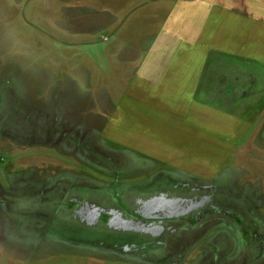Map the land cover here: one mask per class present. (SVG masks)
Returning <instances> with one entry per match:
<instances>
[{"label":"rangeland","instance_id":"374dc122","mask_svg":"<svg viewBox=\"0 0 264 264\" xmlns=\"http://www.w3.org/2000/svg\"><path fill=\"white\" fill-rule=\"evenodd\" d=\"M232 58L249 68L221 66ZM74 186L149 219L167 194L213 191L248 217L164 244L140 220L120 238L15 209H54L43 196ZM252 262L264 264V0H0V264Z\"/></svg>","mask_w":264,"mask_h":264},{"label":"flooded vegetation","instance_id":"af4514ba","mask_svg":"<svg viewBox=\"0 0 264 264\" xmlns=\"http://www.w3.org/2000/svg\"><path fill=\"white\" fill-rule=\"evenodd\" d=\"M57 191L58 189L52 190L51 192H48L43 196L45 199H47L46 202L52 204L53 207L56 205L54 203L55 199L57 202H59V205H56L54 209H41V211L37 212L33 211L30 208L27 211L25 208H20V205H18L15 209L20 213H39L54 220H57L58 218L57 213L66 211L68 213H72V215L74 216L73 222L77 223V226L81 228H88L89 226L100 227L103 229V231H105V233H101L114 237H120L123 235L126 238V235H131L132 231H137V228L141 229L142 231L144 228H141L140 226L144 224L142 223L144 221L149 224V240L161 241L160 239H163L164 242H162L164 244L166 242L173 244L171 239H181L183 235L182 232L190 231L193 234H196L194 232H199L200 227L217 220L212 219L214 216L217 215L230 214L233 217H248L247 214L242 213L241 210H236L231 207L229 198H224L227 196H224L222 194L219 196V198L216 197V200L215 193L213 191L206 190V192L203 193L204 195L193 203L190 202V198H179L178 196L171 197L170 194L163 196L162 198H160V200L162 201L161 203L154 202L152 205L149 204V207H153L150 211L158 215L157 217H152L151 219L147 217L145 218L148 213V210L138 209L137 207L127 208V206L124 205L126 196H118L114 194L106 196L103 200H100L101 198H96V196L91 195V193L88 191L84 192L77 190V186L67 187L65 190L66 194L62 197H59V193ZM10 197H13L15 200L22 201L21 197L15 198L14 196H12L11 193ZM172 199L177 201L174 205L175 210H171L170 208L168 209L167 207H164L165 204L170 206V203H167V201ZM27 201L30 202L29 200ZM215 201L216 204H214ZM186 203H188L187 207L189 208L185 212V215H187V217H181L185 218L181 220L177 216L183 215L184 212L182 210L186 207L179 206L184 205ZM194 203H197L198 206H191ZM48 211L52 213H48ZM176 213L178 214L175 215ZM139 220L142 222H140ZM131 221L135 222V224L129 225ZM178 225H180L181 229L177 228L173 230L175 232L170 235L171 227H178ZM69 243H72V241H70ZM85 243L87 244V241H85ZM104 243H107V241ZM108 243L110 244V242ZM77 244L79 245L83 243ZM133 245L134 243L131 242L116 241V243L113 244V247L115 246L119 248H127L128 246L132 247Z\"/></svg>","mask_w":264,"mask_h":264},{"label":"crops","instance_id":"0c3cea01","mask_svg":"<svg viewBox=\"0 0 264 264\" xmlns=\"http://www.w3.org/2000/svg\"><path fill=\"white\" fill-rule=\"evenodd\" d=\"M231 56L232 55H230V56H228L229 58H231ZM227 60V59H226ZM232 61H236V63H234L233 64V62ZM231 64V65H230ZM210 65H212V61L210 62V64H209V66ZM223 65H230V66H232V67H236V68H239V69H243V70H245L246 68H249V65H248V63H246V61L245 60H243L242 62H241V60H235L234 58H232V59H229V60H227V61H224L223 60V63L221 64V66H223ZM215 79V78H214ZM213 79V80H214ZM208 87H210V86H207V87H201V89H200V92H197L196 94H200V95H208V94H211V92H207L206 94L204 93L205 92V90L204 89H208ZM256 87V86H255ZM211 88H213V90L214 89H216L217 88V86L215 85V83H212L211 84ZM223 88H226V87H223ZM242 88V87H241ZM227 89H231V90H229V92L230 93H228V94H231L230 96H234V94H235V92H234V88H227ZM213 90H212V94H213ZM234 93V94H233ZM196 96V95H195ZM229 96V97H230ZM207 98V97H206ZM240 97H237V99H239ZM222 97L219 99V101H217V103H223L222 101ZM233 102V101H232ZM238 102V101H237ZM225 104H228L227 102H225ZM234 104H237V103H234L233 102V104H230V105H234Z\"/></svg>","mask_w":264,"mask_h":264}]
</instances>
